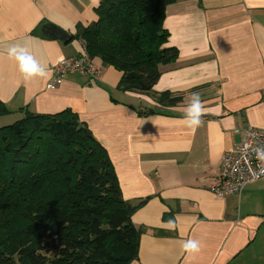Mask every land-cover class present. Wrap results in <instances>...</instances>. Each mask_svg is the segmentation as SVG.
I'll return each instance as SVG.
<instances>
[{
	"label": "crops",
	"instance_id": "crops-1",
	"mask_svg": "<svg viewBox=\"0 0 264 264\" xmlns=\"http://www.w3.org/2000/svg\"><path fill=\"white\" fill-rule=\"evenodd\" d=\"M100 1L0 0V99L12 111L1 122L71 109L89 125L138 206L130 264H264V177L241 193L212 190L243 129L264 128V0L170 3L163 25L178 57L159 66L150 93L121 90L122 72L97 57L98 80H55L58 60L86 52L78 30L98 20ZM165 91L182 102L159 104Z\"/></svg>",
	"mask_w": 264,
	"mask_h": 264
},
{
	"label": "trees",
	"instance_id": "trees-1",
	"mask_svg": "<svg viewBox=\"0 0 264 264\" xmlns=\"http://www.w3.org/2000/svg\"><path fill=\"white\" fill-rule=\"evenodd\" d=\"M174 0H101L98 20L78 36L91 58L122 72L118 87L150 93L167 46ZM167 107L181 95L161 92ZM0 126V264H130L138 256V206L125 199L107 148L71 109L22 110ZM12 111L0 99V116Z\"/></svg>",
	"mask_w": 264,
	"mask_h": 264
},
{
	"label": "built area",
	"instance_id": "built-area-1",
	"mask_svg": "<svg viewBox=\"0 0 264 264\" xmlns=\"http://www.w3.org/2000/svg\"><path fill=\"white\" fill-rule=\"evenodd\" d=\"M53 72L55 80L69 73H81L93 80L101 76V69L87 51L81 56L62 57ZM243 132V141L225 154L214 179L212 190L218 196L241 193L246 185L264 177V128L247 126Z\"/></svg>",
	"mask_w": 264,
	"mask_h": 264
},
{
	"label": "water",
	"instance_id": "water-1",
	"mask_svg": "<svg viewBox=\"0 0 264 264\" xmlns=\"http://www.w3.org/2000/svg\"><path fill=\"white\" fill-rule=\"evenodd\" d=\"M54 33L58 39H61L63 41H69L71 39V36L61 28H55Z\"/></svg>",
	"mask_w": 264,
	"mask_h": 264
},
{
	"label": "rangeland",
	"instance_id": "rangeland-1",
	"mask_svg": "<svg viewBox=\"0 0 264 264\" xmlns=\"http://www.w3.org/2000/svg\"><path fill=\"white\" fill-rule=\"evenodd\" d=\"M20 117L21 116H19V117H17V116H14V117H11V116L10 117H5L6 118V121H4V122L3 121L1 122V119H0V126L7 125V124H12L15 121H17V119H19Z\"/></svg>",
	"mask_w": 264,
	"mask_h": 264
}]
</instances>
